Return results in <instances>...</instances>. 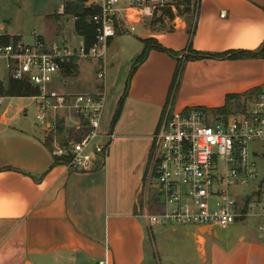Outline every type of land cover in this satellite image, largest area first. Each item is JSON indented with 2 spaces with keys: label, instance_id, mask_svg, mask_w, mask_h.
Wrapping results in <instances>:
<instances>
[{
  "label": "crops",
  "instance_id": "obj_1",
  "mask_svg": "<svg viewBox=\"0 0 264 264\" xmlns=\"http://www.w3.org/2000/svg\"><path fill=\"white\" fill-rule=\"evenodd\" d=\"M70 21L72 38L78 43L68 45L78 46L81 39L74 34V20ZM146 23L135 22L134 33H117L108 43L107 53L114 50L111 59L122 65L123 82H118V76L115 86L106 88L104 83L100 131L111 139L98 168L78 173L67 164H55L52 147H47L43 139L46 133L36 123L34 128H22L14 121L21 109L11 107L10 102L3 107L0 264H144L150 227L142 202L148 197V189L154 196L150 183L153 136L166 109H217L228 95L264 89L263 60L205 58L257 52L264 43V0H197L191 38L181 20L176 29L167 31H152ZM53 37L67 44L64 30ZM146 39H154L177 58L150 51L132 75L123 98L125 82L142 51L141 41ZM131 44L138 45L137 49L125 60L124 53ZM193 56L201 58L184 62ZM177 60L182 71L174 94L167 98ZM91 63L93 71L95 63ZM74 64L72 73L88 70L81 59ZM69 77L71 74L65 76L63 92L77 94L71 89ZM17 99L22 98L0 97V105ZM119 102L121 112L113 124ZM11 112L15 114L8 118ZM243 221L226 230L190 226L194 231L183 238L193 241L200 264H264L260 236L241 230L237 234L228 232Z\"/></svg>",
  "mask_w": 264,
  "mask_h": 264
},
{
  "label": "built area",
  "instance_id": "obj_2",
  "mask_svg": "<svg viewBox=\"0 0 264 264\" xmlns=\"http://www.w3.org/2000/svg\"><path fill=\"white\" fill-rule=\"evenodd\" d=\"M99 14L91 18L94 44L85 49L61 43H46L33 34L30 42L6 43L0 35V71L9 80L21 82L37 94L36 124L52 138L51 154L68 158L67 166L78 173L90 172L104 162L111 136L101 134L105 108L103 92L105 56L117 33L132 34L135 22L162 17L172 0H91ZM164 17V16H163ZM180 18L175 17L174 28ZM76 59L99 62L97 79L103 85L92 93H65L53 89L65 78ZM245 114L213 116L201 108L164 112L153 136L150 182L160 208L144 216L149 227L172 225L226 230L248 217L244 212L246 188L256 179L255 153L250 146L264 142V93L244 104ZM64 138H56L59 121ZM248 208V207H247ZM258 232L264 239V212Z\"/></svg>",
  "mask_w": 264,
  "mask_h": 264
},
{
  "label": "rangeland",
  "instance_id": "obj_3",
  "mask_svg": "<svg viewBox=\"0 0 264 264\" xmlns=\"http://www.w3.org/2000/svg\"><path fill=\"white\" fill-rule=\"evenodd\" d=\"M64 1L70 0H0V35H7L6 37L23 40L29 43L31 36L35 34L40 36L41 40H45L46 43H59L60 39L53 36L61 35V31L64 30V42L66 40V45L70 43L77 44L78 42L72 38V22L70 21L72 18L59 14ZM195 4L196 0H190L188 12L183 16L179 14L176 8L175 13H172L169 9H167L166 11L170 12L172 15L171 20L165 16H160L154 19V21L147 22L146 28H149L152 31H167L168 29L173 30V20L175 17H177L180 18V20L185 24L186 30L187 25H190L194 19ZM87 5L92 4L88 1ZM180 10H182V8H180ZM157 19H160V22H158ZM142 41L152 44V42L155 40L146 39ZM137 46L138 45L135 46L133 44L130 46L128 45V49H126V52L124 53L125 57L123 56V58L128 60L132 52L137 49ZM71 47L77 46L71 45ZM113 52L114 50L112 52L110 50L107 53L104 77L106 88L109 86H115L118 76V82H123L121 75V70L123 68L122 65L117 62V59H111L110 56L113 54ZM82 60L85 62V67L88 70L82 71L80 74L78 72L71 74V77H69L71 89L78 93L94 94L95 91H98L103 85V82L99 81L96 77L99 69L98 66L100 64L99 62H95V68L93 71H90V66L92 64L91 61L85 59ZM0 83L4 85L6 83V76L1 71ZM65 84V78H61L53 87V89L63 92L65 91ZM112 89L113 88H111V91ZM8 102H10L11 107L21 109L18 115H16L14 112H11L8 118L13 117L15 114L14 121L17 122L22 128L29 129L35 127L36 107L34 101L30 97L13 101H4L0 105V114L3 107H5ZM65 125L66 122L64 120L62 122V127ZM62 138H64L63 134L59 135L57 138L59 143ZM43 139L49 147H52L53 143L51 135L46 133L43 135ZM250 151L255 153L257 156L256 179L253 180L246 188V198L240 199L239 201L240 206L242 203H244V211L248 214V217L243 221V223L233 226L230 230H228V232L231 231L233 234H237V232H240L241 230L250 234L254 233L256 236H260L262 241H264L256 229L257 224L260 223V219L255 217L261 212H264V142L252 144L250 146ZM156 202V198L149 192L148 189V197L142 202L143 207L148 215H155L159 213L160 208ZM247 205L248 208H246ZM149 229L150 230L146 235L144 247V264H200V259L194 252L195 246L193 241L190 238H183V236H185L187 233L192 234V231H194L193 227L164 225L150 227ZM218 232L220 236L223 235V232ZM202 233H204V231Z\"/></svg>",
  "mask_w": 264,
  "mask_h": 264
},
{
  "label": "trees",
  "instance_id": "obj_4",
  "mask_svg": "<svg viewBox=\"0 0 264 264\" xmlns=\"http://www.w3.org/2000/svg\"><path fill=\"white\" fill-rule=\"evenodd\" d=\"M88 1L91 0H70V1H64L62 4V16L71 17L74 20L73 25V31L74 34L79 37L83 43V46L85 49H88L93 46L94 44V37H95V27L91 23V18L99 14L98 8L87 5ZM176 10L179 12L181 16L186 14L189 9L190 0H172ZM197 4V0H196ZM196 4H195V11H196ZM87 5V6H86ZM182 8V10H180ZM163 16L168 18L169 20L172 19V15L168 11H164ZM158 22H160V19H157ZM194 23L190 25H187V29L185 30L186 34L189 38L192 37V34L194 32ZM174 30V29H173ZM13 40H17L15 38H12ZM4 42L9 41V37L3 38ZM143 44V48L139 56L136 58L129 75L127 77V80L125 82L124 92H123V98L126 96L128 86L131 80L132 75L134 74L135 70L144 63L146 60L148 54L150 51L154 50L160 53H164L168 55L170 58L176 59L177 55L169 50L164 49L161 47L156 41H153L152 44H148L146 41H141ZM191 53L190 51H188ZM201 56H193L189 58H185L184 62L188 61H194V60H200ZM207 59H214V60H238V59H260L264 61V43L262 47L255 53L253 52H235L230 53L222 56H207L205 57ZM182 64L180 60H177V65L175 69V73L172 79L171 87L168 92V97H171L173 95V92L175 91V87L177 85L180 73L182 71ZM76 70V65L71 64L68 66L66 70V74H72V71ZM264 93V89L262 87L254 88L250 91H247L241 95H228L225 98L224 105L217 109H204L206 113H210L213 116H230L232 114H245L246 108L244 104L247 101H254L259 96H261ZM37 94V92L32 89L30 86L21 83L9 80L8 82L4 84L0 83V97H10V98H28L33 97ZM234 111V113H233ZM121 112V103L119 102L117 106V110L114 114L112 123L114 124L117 119L119 118ZM58 135H62V121L58 122V128H57ZM46 144V143H45ZM47 147H49L46 144ZM55 158V164H67L70 159L68 158ZM248 205L246 206V208ZM246 210V209H245Z\"/></svg>",
  "mask_w": 264,
  "mask_h": 264
},
{
  "label": "water",
  "instance_id": "obj_5",
  "mask_svg": "<svg viewBox=\"0 0 264 264\" xmlns=\"http://www.w3.org/2000/svg\"><path fill=\"white\" fill-rule=\"evenodd\" d=\"M208 232H209L208 230L205 231V233H208Z\"/></svg>",
  "mask_w": 264,
  "mask_h": 264
}]
</instances>
